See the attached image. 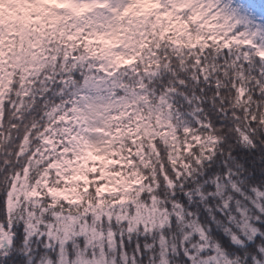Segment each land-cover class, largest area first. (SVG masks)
<instances>
[{"label": "snow or ice", "instance_id": "snow-or-ice-1", "mask_svg": "<svg viewBox=\"0 0 264 264\" xmlns=\"http://www.w3.org/2000/svg\"><path fill=\"white\" fill-rule=\"evenodd\" d=\"M0 264H264V0H0Z\"/></svg>", "mask_w": 264, "mask_h": 264}]
</instances>
